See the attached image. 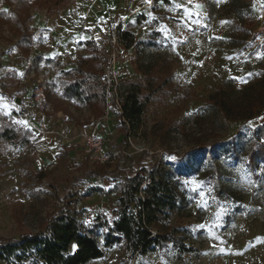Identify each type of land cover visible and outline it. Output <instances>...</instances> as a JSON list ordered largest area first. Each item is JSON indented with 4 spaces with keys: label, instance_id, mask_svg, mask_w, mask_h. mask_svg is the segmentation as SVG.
Instances as JSON below:
<instances>
[{
    "label": "rangeland",
    "instance_id": "obj_1",
    "mask_svg": "<svg viewBox=\"0 0 264 264\" xmlns=\"http://www.w3.org/2000/svg\"><path fill=\"white\" fill-rule=\"evenodd\" d=\"M205 2V8H195L191 5L196 1L171 0L166 5L161 0L132 15L131 21L141 13L148 17L133 27L137 40L144 42L140 57L135 47L126 48L116 40L115 22L113 27H94L95 32H90V38L108 50L105 67L110 69V52H117V80H143L149 72L157 84L171 79L149 102L139 134L129 138L118 129L113 112L92 119L85 107L73 101L67 105L88 125L68 124L65 113L50 108L35 113L36 90L55 84L61 68H74L88 55L84 40L77 38L68 41V49L58 56L60 65L33 61L55 45L49 42L45 19L49 24L61 20V9L68 8L71 0L61 3V9L53 3L51 8L32 9L36 41L28 56L17 47L15 24L6 18L0 21V68L7 71L4 89L18 95L32 93L23 109L34 108L25 119L13 118L15 123L27 122L22 125L32 129V144H0V239L37 231L40 219L64 203L68 179L84 169L104 173L76 181L71 190H79L82 199L73 208L87 224L101 213L112 221L118 214L119 193L89 194V189H111L125 176L119 169H135L160 154L186 188L188 202L172 222L185 228L186 243L193 251L179 256L169 245L133 256L122 244L88 264H264V161L256 165L248 161L252 142L264 124V43L257 40L258 22L251 16L249 1ZM41 18L43 22L35 26ZM110 76L113 79L112 73L105 75L107 81ZM7 100L8 94L0 100V113L14 115L16 110ZM93 123H98L97 130ZM86 133L103 139V161L90 158L81 142ZM65 145L69 149L61 152ZM41 167L46 172L38 180ZM178 188L182 191L181 185ZM98 237L103 244L102 230ZM0 264L42 263L12 259Z\"/></svg>",
    "mask_w": 264,
    "mask_h": 264
},
{
    "label": "trees",
    "instance_id": "obj_2",
    "mask_svg": "<svg viewBox=\"0 0 264 264\" xmlns=\"http://www.w3.org/2000/svg\"><path fill=\"white\" fill-rule=\"evenodd\" d=\"M65 0H1L0 21L9 19L15 24L19 38L17 47L28 56L35 41V31L30 22L33 20V8H51L52 3L60 5ZM158 1V0H155ZM166 5L171 0H163ZM7 5L8 9L2 8ZM147 15L139 14L135 21L121 22L115 29L116 40L126 48L135 47L140 57L143 41H138L133 27L147 20ZM241 28V27H236ZM87 56L74 68L61 69L58 81L44 88L46 96L45 108L57 112H67L68 118L77 124L82 122L69 110L67 101H73L79 107H85L97 118L108 111L115 114L119 129L125 138L137 136L143 125V116L149 102L167 86L171 79L166 78L157 84L151 72L145 73L143 80L119 79L118 83L111 80L109 86L102 82L108 50L94 40L84 41ZM33 61H41L56 66L59 62L42 55ZM169 62L168 60L166 61ZM60 64V63H59ZM53 87H57L55 93ZM219 94L222 89H219ZM24 113H0V144L13 142L19 145L32 143V129L15 123V115L24 117ZM216 142L211 143L214 145ZM66 150L63 148L61 152ZM248 161L256 165L264 161V124L252 142ZM46 168L36 173L41 180ZM125 176L119 179L113 188L92 187L88 193H111L117 191V216L110 221L103 213L98 214L93 223L87 224L80 220L81 212L73 208L82 199L76 188V181L102 175L103 170L84 169L79 176L68 179L64 203L40 219V227L35 232H24L18 237L0 239V260H15L23 263L29 259L42 264H88L101 258L105 252L124 244L131 255H147L162 251L169 245L178 250L179 256L190 253L193 248L186 241L184 227L172 222V217L186 206V188L182 179L163 162L160 154L152 159L141 162L135 169H119ZM218 182L217 177L212 178ZM178 185H181L182 191ZM103 231V244L100 243L98 232ZM73 245L76 249L73 250Z\"/></svg>",
    "mask_w": 264,
    "mask_h": 264
},
{
    "label": "crops",
    "instance_id": "obj_3",
    "mask_svg": "<svg viewBox=\"0 0 264 264\" xmlns=\"http://www.w3.org/2000/svg\"><path fill=\"white\" fill-rule=\"evenodd\" d=\"M160 1L161 0H158V1L150 0V2H149V0H71V4L65 10L61 9L62 4H60L57 7L59 9H61V15H63L61 20L56 18V19L51 20V22L49 24L47 22V19H45V23H44L45 28L48 29L46 34H50V41L49 42H54L55 45L51 46L50 48H45L43 53L40 55H42L45 58H52V59H55L57 62H60V58L58 56H60L63 53V51L68 49L67 48L68 47L67 46L68 41L73 42V40H75L77 38H81L84 41H86V40H88L87 38H90L91 36H93V34H91L90 32L94 31V27H96L98 29L101 27L102 29H104L108 26L113 27V25H111V24L114 22L116 23V25L120 24L121 22H128V21H130L131 16L134 15L135 13L139 12L140 10H143L142 8L150 7L153 2L160 3ZM188 1H191V2L196 1V3L194 5L193 4L191 5L195 8H205V6H206L205 0H188ZM244 1H249V6L251 8V11H250L251 16H252L254 22L257 23L258 18L261 15L260 6H262L264 8V0H244ZM198 5H199V7H198ZM2 8H3V6H2ZM141 14H145V13H141ZM33 20H34V18H33ZM33 20L30 22V24H31L32 29L34 30V26L32 25ZM42 20L43 19L41 18V20H40L41 22H39V23L36 22L35 26H39L40 23L43 22ZM238 27H240V26H238ZM241 29H239V30H241ZM46 34H45V36H46ZM86 34H88V35L85 36ZM90 39H92V38H90ZM92 40H94V39H92ZM35 41H36V39H35ZM35 41H34V43H35ZM62 42H64V43H62ZM34 43H33V45H34ZM46 44L47 45L49 44L48 41H46ZM36 56H39V55H36ZM58 65H60V64L58 63ZM56 66H52V67H56ZM61 69H64V68H61ZM61 69H60V71H61ZM60 71H59L58 78L60 76ZM0 75L4 79V76L7 77V71H3L0 68ZM57 81H58V79H57ZM44 86H46V85H44ZM53 90H55V93L57 94V92H58L57 87H53ZM68 108L73 113V115H75L74 112L70 109L69 105H68ZM27 109H28V112L25 110L26 111L25 115L27 113H28V115L34 113L33 107H28ZM52 112H54V113H58V112L65 113L67 115V119L70 121L68 124L72 123L71 121H73V120H70L68 118L67 112H64L62 110H59L57 112L52 110ZM109 112H111V111H108L105 115H107ZM35 113L37 115H41L40 113H38V111H36ZM2 114H6V113H2ZM90 114H91V112H90ZM105 115H102L100 117L95 118L91 114L92 119H100L101 117H103ZM75 117H77V116L75 115ZM20 118L25 119L24 117H21V116H20ZM77 118L81 121V119L79 117H77ZM81 122L83 125H88L83 121H81ZM82 124H78V125H82ZM96 124H98V123H93L92 125H96ZM118 126H119V124H118ZM97 129H98V126L96 125L95 130H97ZM118 129H119V127H118ZM31 140H32V138H31ZM64 147H66V150L69 149V146L65 145V146H63V148ZM63 148H62V150H63ZM41 168H45V167H41Z\"/></svg>",
    "mask_w": 264,
    "mask_h": 264
},
{
    "label": "built area",
    "instance_id": "obj_4",
    "mask_svg": "<svg viewBox=\"0 0 264 264\" xmlns=\"http://www.w3.org/2000/svg\"><path fill=\"white\" fill-rule=\"evenodd\" d=\"M260 12L261 15L258 18V26H257V32L259 34V37H257V40L259 43H264V8L262 6H260ZM109 61H110L109 64L110 69L107 67H105L104 69V82L107 84V86H109L112 79L110 76V78L107 81L105 75L109 76L110 73H112L113 79L116 81V84L118 83V80L115 77L116 63L118 61L117 52L115 50H113V52H110ZM4 82L5 80H3V77L0 75V98H4L6 94H8L7 101L13 106L16 112L24 113L23 105L25 102L31 100L32 93L28 92L27 96L18 95L16 93H7L3 86ZM44 88L45 86H41L35 92L36 109L40 114L44 112L45 104H46V96H45ZM81 142L87 148V152L93 161H103L106 158L105 150L103 146V139L101 138V136L95 133H86L81 137Z\"/></svg>",
    "mask_w": 264,
    "mask_h": 264
},
{
    "label": "snow or ice",
    "instance_id": "obj_5",
    "mask_svg": "<svg viewBox=\"0 0 264 264\" xmlns=\"http://www.w3.org/2000/svg\"><path fill=\"white\" fill-rule=\"evenodd\" d=\"M149 2H150V0H149ZM198 7H199V5H198ZM0 99H3V98H0ZM4 107L5 108H7L8 106L7 105H4ZM17 123H20V124H27V122L26 121H17ZM173 159H175L174 157H173ZM193 183L195 184L196 182L195 181H193ZM76 245H73V250H75L76 249Z\"/></svg>",
    "mask_w": 264,
    "mask_h": 264
},
{
    "label": "water",
    "instance_id": "obj_6",
    "mask_svg": "<svg viewBox=\"0 0 264 264\" xmlns=\"http://www.w3.org/2000/svg\"><path fill=\"white\" fill-rule=\"evenodd\" d=\"M19 102V101H18Z\"/></svg>",
    "mask_w": 264,
    "mask_h": 264
}]
</instances>
